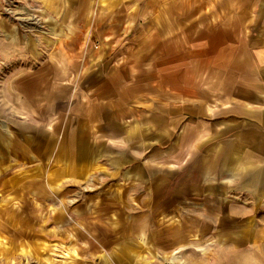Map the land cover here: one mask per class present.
<instances>
[{
    "label": "crops",
    "instance_id": "crops-1",
    "mask_svg": "<svg viewBox=\"0 0 264 264\" xmlns=\"http://www.w3.org/2000/svg\"><path fill=\"white\" fill-rule=\"evenodd\" d=\"M21 1L71 28L31 36L0 21V105L17 117L2 142L67 190L100 185L82 197L79 228L62 232L79 251L131 264L149 246L264 243V0H109L124 15L96 21L98 0ZM180 11L198 19L179 22ZM211 12L213 38L164 32L210 30Z\"/></svg>",
    "mask_w": 264,
    "mask_h": 264
},
{
    "label": "rangeland",
    "instance_id": "rangeland-1",
    "mask_svg": "<svg viewBox=\"0 0 264 264\" xmlns=\"http://www.w3.org/2000/svg\"><path fill=\"white\" fill-rule=\"evenodd\" d=\"M110 1L117 3L119 0ZM110 1L98 0L94 3L90 9L89 21L107 20L108 17L111 19L124 15V13L116 14L114 8H111L109 12L106 11L110 8L107 5L111 3ZM184 1L188 3L192 0H179V3ZM217 1L210 0V5L216 4ZM169 2L170 0H167V3ZM199 2L202 3V0ZM129 3L130 0L127 2L128 8ZM183 8L186 9L187 6ZM132 14H134V8L128 13V15ZM219 16L220 14L211 12L210 30L179 27L177 30L164 28V32L167 35L172 33L180 37L208 36L210 32V37L213 38L215 37L213 26ZM149 17H152V14H148ZM161 17H163L162 20H170L169 16ZM187 19L198 18L193 12L178 13L179 22L183 23ZM0 21L1 26L17 25L21 30L34 36L41 31L49 32L47 25L50 22L53 23L54 18L48 13L44 16L38 4L21 0H0ZM56 21L62 27L71 28L70 24H61V20L54 22ZM138 31L137 28H132L129 30V35L133 36ZM69 33L71 30L68 31ZM90 36H96V34L92 33ZM67 79L74 81V77ZM8 80V78H0V84ZM8 107L0 105V264H83L85 262L95 264L99 258L97 255L79 251L80 246L76 245L78 238L67 236L62 232L79 228L77 214L81 213L80 209L84 206L81 204L82 197L100 192L102 190L100 185L89 177L79 187L67 190V180L52 183L45 179L48 176L47 167L39 158L10 154L2 140L4 137L13 138L12 132L15 126L10 121H16L17 117L10 115ZM25 133L28 135L27 132ZM171 224L182 226L181 221ZM187 245L188 247H180L179 250L167 254L152 251L154 247L149 246L147 247L150 248L149 252L141 253L140 257L139 254L132 253L131 264H138L140 258L142 262L145 260V264H203L204 262L206 264H264V243L220 253H215L212 246H210L212 249L208 250L209 253L207 251L204 253L200 246L201 242L197 243L194 240H190Z\"/></svg>",
    "mask_w": 264,
    "mask_h": 264
}]
</instances>
